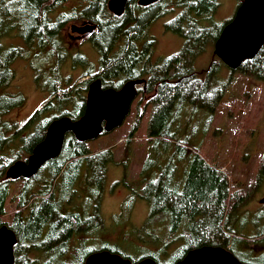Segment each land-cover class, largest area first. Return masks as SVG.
<instances>
[{
	"label": "trees",
	"instance_id": "1",
	"mask_svg": "<svg viewBox=\"0 0 264 264\" xmlns=\"http://www.w3.org/2000/svg\"><path fill=\"white\" fill-rule=\"evenodd\" d=\"M109 1L0 0V228L7 225L18 237L15 264H86L92 255L103 251L133 263L151 257L158 264H166L162 257L167 254L169 242H176L181 235L189 237L186 240L190 248L219 246L227 248L243 264H264V254L256 257L248 252L264 245V205L257 213L243 212L250 194L234 192L228 177L211 166L199 148L189 145L190 140L210 133L219 107L225 98L229 99L231 79L223 80L220 75L226 65L214 54L207 69L198 66L207 45L215 44L230 23L226 22L210 42L212 30L217 28L213 17L219 0H159L147 7L136 0L128 3L121 17L109 11ZM172 15L165 28L182 37L184 44L177 54L163 61L158 57L155 63L157 46L150 29L161 18ZM74 24L96 25L89 41L99 53L100 67L94 72L84 59L89 70L71 82L61 77L60 67L63 59L68 55L67 60L71 58L63 34L72 31ZM17 38L26 45H11L10 41ZM27 53L32 65L36 61L33 57L45 58L56 68L48 82L52 86L49 98L22 129L34 127V132L20 137L17 122L9 117L25 105L26 98L20 92L2 91L15 79L13 64L26 59ZM231 72L264 83V47L253 60ZM143 79V100L153 105L149 141L156 142L160 157L149 162L158 176L144 191L151 208L139 239L160 248L153 253L146 246H138L141 248L137 252L143 255L137 258L109 244L102 249L89 248L86 239L77 246L74 236L85 232L96 217L87 218L86 208L82 213L68 209L75 204L78 189L97 192L104 187L108 164L115 160L113 150L92 154L87 143L70 134L62 154L33 179L10 180L7 171L30 157L53 121L62 117L77 121L83 117L92 83L100 80L103 89L121 90L131 81ZM138 127L139 121L135 130ZM164 159L167 161L162 166ZM260 167V173H264V159ZM17 181L23 184L13 198ZM179 185H183L180 190ZM99 205L100 201L96 209ZM10 207L14 208L12 223L4 221ZM196 228L201 235L198 241L194 239ZM244 244H250L247 252L241 251ZM37 253H42L40 258Z\"/></svg>",
	"mask_w": 264,
	"mask_h": 264
},
{
	"label": "rangeland",
	"instance_id": "2",
	"mask_svg": "<svg viewBox=\"0 0 264 264\" xmlns=\"http://www.w3.org/2000/svg\"><path fill=\"white\" fill-rule=\"evenodd\" d=\"M242 1L219 0L220 7L213 17V25H217V28L215 31L212 30L210 42L215 40L220 28L226 22L235 18ZM69 6L71 7L72 4ZM171 17L173 15L161 18L150 29L151 35L155 36L157 46L153 58L155 63L160 58L163 61L165 58L177 54L184 44L182 37L165 28L166 23L172 20ZM74 25L78 26V24ZM83 35L85 34L73 31H65L63 34L64 45L67 46L72 59L67 60L69 55L66 60L63 59L64 63L60 67V69L62 68L61 77L70 79L71 82L84 75L89 69L97 72L100 67L99 53L89 40H84L81 37ZM10 43L15 47L26 45L20 38L14 39ZM214 47L215 44L212 43L207 45L206 51L198 62L199 69H207L214 60ZM30 54L27 53L26 59H19L13 64L15 79L8 88L2 91V93L20 92L26 98L25 105L20 110L14 111L9 117L17 122L16 133L20 137H27L34 132V127L22 129L36 110L49 98L52 86L48 85V82L56 68L55 63L50 64L48 63L50 60L45 58L33 57L32 59L37 62L35 61L32 65L31 61H27ZM84 59L90 62L89 69L83 61ZM157 59L158 61H156ZM220 75L223 80L231 79L228 86L229 99L225 98L219 107L216 120L211 123L210 133L206 137L200 135L197 139L190 140L189 145L199 148L204 159L228 177L234 192L250 194L249 204L243 212L257 213L262 209L263 205L260 201L264 198V173H260V165L264 159V83L249 79L240 72L232 75L227 66L223 67ZM141 98V96L136 98L130 115L121 127L96 140L87 142L92 154L112 149L115 160L108 164L104 187L97 192L78 189L74 199L75 204L68 209L73 213H82L86 208L87 213L84 214L87 218L96 217L93 222L89 223L85 232L74 236L77 246L83 239H86L89 241L88 247L102 249L104 245L109 244L137 258L143 255L142 252H137L141 248L138 246H146L153 253L158 252L160 248L158 245L148 246L139 239V236L144 232L151 208L144 191L148 184L158 176L154 166L149 162L160 157L157 153L156 142L149 141L148 124L153 112V105L148 102L149 100L140 102ZM138 121L139 127L135 130ZM182 137L184 135L180 138L182 139ZM21 144L20 141L19 146ZM166 161V159L161 161L162 166ZM181 170H183V166ZM159 171L160 168H158ZM261 179L263 180L261 181ZM22 184V181H17V184L13 186V198L21 189ZM100 195H102L101 200ZM99 201V208L96 209ZM85 203L89 204L85 207ZM125 203L127 204L125 205ZM13 210L14 208L10 207L4 221L12 223ZM96 224L101 227L98 228ZM240 225L238 224V227ZM156 231L161 233L160 230ZM176 235L179 236L180 233ZM180 240L178 239L169 248L167 247L168 252L165 254L166 256L162 257L166 264H170L172 257L179 255ZM248 246L250 244L242 245L241 251L247 252L249 249L246 247ZM259 248L262 250L261 253L250 250L248 251L250 256L252 254L256 257L263 255L264 245ZM37 254L39 258L42 255V253Z\"/></svg>",
	"mask_w": 264,
	"mask_h": 264
},
{
	"label": "water",
	"instance_id": "3",
	"mask_svg": "<svg viewBox=\"0 0 264 264\" xmlns=\"http://www.w3.org/2000/svg\"><path fill=\"white\" fill-rule=\"evenodd\" d=\"M134 0H110L111 13L121 17L129 2ZM159 0H138L147 7ZM96 30V25L72 26L75 33L86 34ZM264 47V0H244L235 18L223 29L215 44L214 54L232 71L239 70L245 61L253 60ZM131 81L121 90L103 89L100 80L92 83L87 95L83 117L73 121L62 117L48 127L45 139L37 145L26 161H18L7 171L10 180H31L50 161L58 158L63 151L68 135L79 142L96 140L104 133H111L121 127L131 113L137 98V84ZM264 205V198L260 201ZM18 237L7 225L0 228V264H15V247ZM87 264H132L119 254L102 252L92 255ZM138 264H158L147 258ZM180 264H242L224 248L207 247L192 251Z\"/></svg>",
	"mask_w": 264,
	"mask_h": 264
},
{
	"label": "flooded vegetation",
	"instance_id": "4",
	"mask_svg": "<svg viewBox=\"0 0 264 264\" xmlns=\"http://www.w3.org/2000/svg\"><path fill=\"white\" fill-rule=\"evenodd\" d=\"M134 1H136V0H134ZM137 2H138V0H137ZM241 6V5H240ZM239 6V7H240ZM219 7H220V3H219ZM219 9V8H218ZM239 9V8H238ZM238 11V10H237ZM233 20V19H232ZM231 20V21H232ZM230 21V22H231ZM206 23V25H209V22H205ZM92 33L93 32H91V33H87V34H85V35H83V36H81V37H83L84 38V40H89L90 39V37H91V35H92ZM218 41V40H217ZM216 41V42H217ZM216 44V43H215ZM137 81H142V83L140 84H137V87H136V89H137V97L138 96H141L142 97V94L145 92L143 89H142V86H144L145 84H146V80L145 79H143V80H137ZM141 101H143V97L140 99V102ZM182 173H183V170H181V172H180V175H182ZM183 178V176H180V179H182ZM183 187V185H179V187H178V189L180 190V188H182ZM196 221H198V220H196ZM182 230V229H181ZM179 233H182V231H180ZM207 233H209V232H207ZM177 234V233H176ZM201 235H200V232H199V230L196 228V231H195V234H194V239L196 240V241H198L199 240V237H200ZM187 238H189L188 236H180L178 239H181L180 240V245H179V257L177 256V257H172V259H171V264H173L172 262H174V264H180L181 262H183L185 259H186V257L188 256V254L190 253V252H192V251H196V250H201V249H203V248H207V247H215V248H219V246H208V245H205V246H201V247H194L193 246V248H190V247H192V245L190 246L189 245V240H186ZM170 245H171V242H169V246H168V248L170 247ZM261 246V245H260ZM259 246V247H260ZM168 248H167V252H168ZM221 248H223V247H221ZM224 249H226V250H228L227 248H224ZM246 249H249V246L248 247H246ZM254 250H255V252L256 253H261L262 252V250L260 249V248H254ZM103 252H105V251H103ZM230 252V251H229ZM98 253H102V252H98ZM98 253H96V254H98ZM96 254H94V255H96ZM112 254V253H111ZM233 254V253H232ZM234 255V254H233ZM235 256V255H234ZM236 257V256H235ZM148 258H151V257H148ZM237 258V257H236ZM145 259H147V258H144L143 260H145ZM153 259V258H152ZM89 260V259H88ZM87 260V261H88ZM143 260H141V261H143ZM131 261V260H130ZM141 261H139V262H141ZM132 262V261H131ZM138 262V263H139ZM239 262H241L240 260H239ZM138 263H133L132 262V264H138ZM242 263V262H241ZM87 264V263H86ZM243 264V263H242Z\"/></svg>",
	"mask_w": 264,
	"mask_h": 264
}]
</instances>
